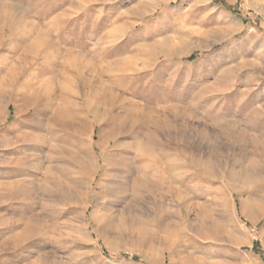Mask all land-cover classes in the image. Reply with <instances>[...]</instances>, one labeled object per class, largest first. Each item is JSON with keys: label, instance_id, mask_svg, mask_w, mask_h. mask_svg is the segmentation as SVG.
<instances>
[{"label": "rangeland", "instance_id": "obj_1", "mask_svg": "<svg viewBox=\"0 0 264 264\" xmlns=\"http://www.w3.org/2000/svg\"><path fill=\"white\" fill-rule=\"evenodd\" d=\"M149 140L161 204L76 186ZM0 197V264H264V0H0Z\"/></svg>", "mask_w": 264, "mask_h": 264}, {"label": "bare ground", "instance_id": "obj_2", "mask_svg": "<svg viewBox=\"0 0 264 264\" xmlns=\"http://www.w3.org/2000/svg\"><path fill=\"white\" fill-rule=\"evenodd\" d=\"M226 1L231 3L233 0H226ZM120 134H127V131L123 130L121 131ZM116 136H117L116 133H112L109 138L111 146L115 149L117 147L115 145V141L117 138ZM150 142L151 140H149V142H147L143 146L141 153H136V152L132 153L131 151H129L128 148H121V149L119 148L118 150H114L112 153H110V155L107 156L106 160L104 161L103 169L99 175L100 181L106 178L105 180L106 182L103 185L99 183H94L95 181H93L92 184L89 183V181L91 182L92 177H94L95 174L94 166L92 162L90 163L88 162L89 164L87 163V165H84L79 163L80 161L78 160L79 161L77 162L79 166L78 172L80 177L76 179V186L83 185L85 187L86 185L87 190L89 191L87 195H89L92 202L95 200L93 189L94 187L98 186L100 188V194L97 195V198L100 199L108 198L109 202L106 203L108 206L114 204L115 202H119L123 206V211L125 212H129V211L131 212L135 204L143 203L146 198L156 201L157 204H161L160 200L156 199L155 193L161 192L163 190L169 192V189H171V187L168 185L171 183H176L177 178L175 176L173 177L170 176L168 177V179H166L164 178V175L158 176V172H156V170L153 169V167L149 168L150 163L152 165L155 163V158H152L151 155H147L148 152L151 150ZM39 149L40 147L37 148V150ZM176 168L177 165L173 163L170 164V162H164L161 166V172L164 174V172H171ZM4 170L8 175L9 174L11 175L12 172L14 173L17 171H21V169L17 167H6ZM9 177L11 178V176ZM95 179L97 178H94V180ZM14 185L15 182H8L5 185L4 189L6 193L2 195V202L7 205H12L16 201H20L23 203V201L27 200L26 195H22L21 197V195L18 194V191L16 189H13ZM238 193L241 196L246 194L251 195L253 194V188L248 187V189H244V190L239 189ZM252 206L253 203L250 201L248 202V204L242 202L241 210L242 212H246L247 209ZM250 221L252 223L254 222V220H250ZM26 232H27V227L24 229L23 236H25ZM170 248L171 247L169 246L164 251L170 252L171 251ZM143 257L149 264H159L150 260L146 255H144Z\"/></svg>", "mask_w": 264, "mask_h": 264}, {"label": "trees", "instance_id": "obj_3", "mask_svg": "<svg viewBox=\"0 0 264 264\" xmlns=\"http://www.w3.org/2000/svg\"><path fill=\"white\" fill-rule=\"evenodd\" d=\"M194 58V56H191L189 59L192 60Z\"/></svg>", "mask_w": 264, "mask_h": 264}]
</instances>
